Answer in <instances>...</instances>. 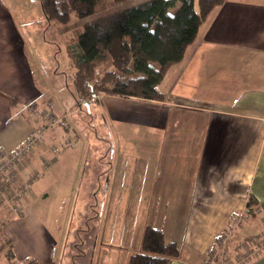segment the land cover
<instances>
[{
	"label": "crops",
	"instance_id": "0c3cea01",
	"mask_svg": "<svg viewBox=\"0 0 264 264\" xmlns=\"http://www.w3.org/2000/svg\"><path fill=\"white\" fill-rule=\"evenodd\" d=\"M26 3L0 0V149L18 146L41 124L27 112L29 104L63 114L65 121L75 104L87 100L72 104L63 93L59 109L54 108L50 93L57 85L56 65L40 23L29 21L34 7ZM158 88L166 98L93 93L89 105L99 106L98 124L106 126V134L99 136L90 123L87 137L93 149L88 155L85 145L79 151L77 145L66 147L73 143L65 139L72 130L69 121L45 135L59 147L51 165L59 170L73 159V171L79 174L73 190L89 200L95 213L91 216H126L122 250L106 247L105 237L114 236L112 229L106 230L100 243H90L96 258L93 253L89 259L86 249L83 264H102L107 252L115 255L107 264H126L129 254L140 248L147 225L177 242L179 255L167 264H217L210 261L209 250L243 210L252 216L235 232L234 247L248 233L264 232V216H258L264 212V0H226L216 7ZM75 133L82 145L85 132ZM80 151L82 164L74 161ZM38 163L33 154L21 173L33 165L32 173ZM27 193L23 213L7 219L4 232L18 260L57 264L58 240L41 217L56 216L57 211L48 204L37 211ZM75 197L72 215L80 199ZM0 264H9L1 251ZM244 264H264V250Z\"/></svg>",
	"mask_w": 264,
	"mask_h": 264
},
{
	"label": "trees",
	"instance_id": "16d2710c",
	"mask_svg": "<svg viewBox=\"0 0 264 264\" xmlns=\"http://www.w3.org/2000/svg\"><path fill=\"white\" fill-rule=\"evenodd\" d=\"M38 1L47 21L64 22L94 12L100 0ZM225 1L197 0L196 5V0H144L84 21L66 41L75 102L88 101L96 92L166 98L158 83L169 66L183 58L202 22ZM3 209L4 214L10 211ZM5 218L0 216V222ZM5 238L0 248L8 245L9 264H38L34 258L18 260L12 240ZM178 255L176 241H167L161 228L147 225L140 248L129 254L126 264H167Z\"/></svg>",
	"mask_w": 264,
	"mask_h": 264
},
{
	"label": "rangeland",
	"instance_id": "374dc122",
	"mask_svg": "<svg viewBox=\"0 0 264 264\" xmlns=\"http://www.w3.org/2000/svg\"><path fill=\"white\" fill-rule=\"evenodd\" d=\"M27 1L29 2V5L34 7V12L31 14L32 18H30L29 21L33 22L34 24H36L37 22L40 23L42 33H44L46 36V43H48V45L50 46L51 56L56 65L57 72L55 75L58 77L55 78V80L57 82V85L52 88V92H54V94L50 93V97L51 103H54L55 105L54 108L58 110L59 103L57 104V102L60 101V99H63L61 97V94L65 93L68 99L72 100V104L74 101V96L72 95L73 93L70 83V75L73 71V67L70 64V59L66 51V41L74 35L75 28L81 26L84 21L96 15H99L107 10L125 7L144 0H100L94 12L82 16L72 15L67 21L64 22L57 20H52L50 22L47 21L45 16L39 11V1L26 0V2ZM196 5H198L197 0ZM171 10H173V8ZM168 80L169 78L167 74L164 80L165 84ZM50 84L51 86L53 84L51 77ZM90 103L91 101L84 100L81 105L75 104L74 110L67 115L65 121L62 120L63 122L61 121V123L58 124V126H63L64 123H68V121L70 122L72 130L71 133L69 132L66 134L65 139H72L73 143L66 144V147L69 149L73 147V145H77L79 151L83 147V145H85L87 155L90 154L91 150L93 149L90 148V146L88 145L90 138L87 137L92 132L90 123H92V127L94 129L96 128V133L99 136L106 134V126H100L98 124L99 122H102L100 117L101 110L99 109V106L93 102L92 106H90ZM63 108L65 110V107ZM75 131H77L78 133L85 132V137L82 138L84 139L82 145L81 140L75 138ZM68 143L70 142L68 141ZM81 152L82 151L76 154V158H74V161H76V163L78 164H82L80 162H82L84 159V157L80 155ZM56 154H58V152ZM89 159L90 157L88 158V161ZM32 167L33 165L27 167L26 171L24 173H21V178L23 180L26 178V176H28ZM50 167L51 171L48 172V169H46L43 173H41L38 177L34 178L29 183V187L27 190L28 193L26 195L28 196L31 205L35 209H37V211L42 212V207L44 206V204L50 205V208H54L57 211L56 216H41L43 219H45L46 225L55 234V238L58 240L57 246L55 247L56 258L58 259L57 264H83V262L86 260L83 251L88 249L89 252L88 254H86V256H88L90 259L94 253V249L92 251V246H90L91 241L96 240L97 243H100V240L102 241V234L106 230L112 229L114 231V236L108 235L107 237H105L104 241L108 243L106 247L110 249L115 248L117 250H122V246L125 245L124 241L126 242V240H124L123 236L121 235V231L123 230V225L126 224V220H124L126 216H91L95 213L93 212L94 209H92L91 204L88 202L89 200L85 199L84 197L81 198L80 195H82V193L78 194V190H73L74 181L78 180L79 177L78 170L73 171V159H71L69 162L64 161L59 170L57 166L53 164ZM36 168L39 172L43 171V168L40 163L36 165ZM67 185L69 186V188H67ZM75 195V198L80 197V199L74 211V215H72L71 209L73 208V204L75 201V199L73 198ZM62 199L63 203L59 206V201H61ZM0 206L2 207V205ZM85 207L87 208V211ZM12 212L4 214L6 215V220L12 219L15 215H19L16 212ZM78 212L80 213L78 214ZM245 215L252 216L250 214ZM258 216H264V212H262L261 215ZM4 222H0V243L6 241L7 238L5 237L9 238V236L4 232L3 229ZM249 234L253 233H248L247 235ZM235 237L236 234H233L229 247V250H232L230 252L234 251L233 248L235 245ZM244 238L245 237H243L242 239ZM4 245V248H0L1 256H3L5 260L9 262L5 255L8 249L6 246L8 245ZM236 247L238 248V245H236L235 248ZM98 250L99 246H97V249L95 251ZM107 253L108 254H104V256H102L101 258L102 264H107L111 260L112 255L115 257L114 254H111L110 252ZM97 254V252L94 253V258H96ZM216 261L217 262L215 263L217 264H220L221 262V260L219 259H216ZM93 264L97 263L94 262Z\"/></svg>",
	"mask_w": 264,
	"mask_h": 264
},
{
	"label": "built area",
	"instance_id": "2783aa9c",
	"mask_svg": "<svg viewBox=\"0 0 264 264\" xmlns=\"http://www.w3.org/2000/svg\"><path fill=\"white\" fill-rule=\"evenodd\" d=\"M27 112L37 115L41 124L29 132L23 141L12 149H0V205H7L13 212L22 214V199L27 192L29 183L43 173L52 163V154L58 150L56 143L45 140L47 131L58 125L64 118L63 114L48 108H40L33 102L28 105ZM69 141V140H68ZM48 152L51 153L48 156ZM35 154L43 171L34 169L27 179L21 178V172L30 164L31 156ZM246 210L233 216L228 226L216 236L209 250L211 262L221 260L220 264H244L264 250V232L253 233L239 241L238 248L229 250L233 234L242 226L246 219ZM264 225V218H263Z\"/></svg>",
	"mask_w": 264,
	"mask_h": 264
}]
</instances>
